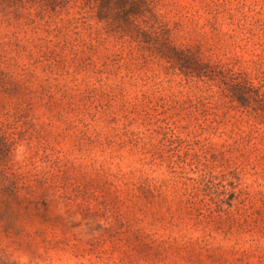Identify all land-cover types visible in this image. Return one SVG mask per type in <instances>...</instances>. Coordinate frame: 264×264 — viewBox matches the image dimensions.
Segmentation results:
<instances>
[{
	"label": "rangeland",
	"instance_id": "obj_1",
	"mask_svg": "<svg viewBox=\"0 0 264 264\" xmlns=\"http://www.w3.org/2000/svg\"><path fill=\"white\" fill-rule=\"evenodd\" d=\"M156 4L221 74L17 52L0 24V264H264V0Z\"/></svg>",
	"mask_w": 264,
	"mask_h": 264
},
{
	"label": "trees",
	"instance_id": "obj_2",
	"mask_svg": "<svg viewBox=\"0 0 264 264\" xmlns=\"http://www.w3.org/2000/svg\"><path fill=\"white\" fill-rule=\"evenodd\" d=\"M157 1L0 0V24L11 30L5 44L15 46L17 52L47 56L62 49L78 56L97 52L112 40L132 60H143L148 52L169 69H178L187 76L221 74L217 67L202 62L197 53L173 44L157 12ZM122 55L114 51L106 59L117 60ZM234 97L243 99L237 94ZM0 146L2 166L8 162L12 144L1 129Z\"/></svg>",
	"mask_w": 264,
	"mask_h": 264
},
{
	"label": "clouds",
	"instance_id": "obj_3",
	"mask_svg": "<svg viewBox=\"0 0 264 264\" xmlns=\"http://www.w3.org/2000/svg\"><path fill=\"white\" fill-rule=\"evenodd\" d=\"M24 264H27V260H25Z\"/></svg>",
	"mask_w": 264,
	"mask_h": 264
}]
</instances>
